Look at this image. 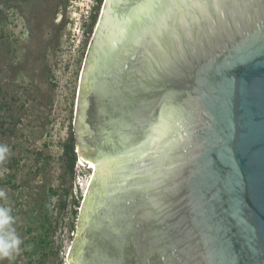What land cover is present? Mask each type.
I'll use <instances>...</instances> for the list:
<instances>
[{"label":"water","instance_id":"95a60500","mask_svg":"<svg viewBox=\"0 0 264 264\" xmlns=\"http://www.w3.org/2000/svg\"><path fill=\"white\" fill-rule=\"evenodd\" d=\"M92 94L138 108L88 153ZM76 129L94 177L67 264L98 232L117 254L94 264H264V0H105Z\"/></svg>","mask_w":264,"mask_h":264},{"label":"rangeland","instance_id":"374dc122","mask_svg":"<svg viewBox=\"0 0 264 264\" xmlns=\"http://www.w3.org/2000/svg\"><path fill=\"white\" fill-rule=\"evenodd\" d=\"M98 0H0V208L22 244L0 264H67L84 199L65 145ZM76 162L78 160L75 146ZM76 165V163H75Z\"/></svg>","mask_w":264,"mask_h":264},{"label":"flooded vegetation","instance_id":"af4514ba","mask_svg":"<svg viewBox=\"0 0 264 264\" xmlns=\"http://www.w3.org/2000/svg\"><path fill=\"white\" fill-rule=\"evenodd\" d=\"M137 108V105L132 103L123 107L118 100L114 101L110 98H104L96 94H92L86 112L87 116L85 118L87 132L84 137L85 142L89 147V151L87 150L88 153H90L91 149L94 147L101 135L111 128L110 125L112 120H118L125 114L136 112ZM71 141L82 151L84 150V147H80L79 145L77 129ZM99 254H105L110 257L116 256L117 254V248L106 239V235L103 234V232L91 235L90 246L87 250V261L90 264H94L93 261Z\"/></svg>","mask_w":264,"mask_h":264},{"label":"clouds","instance_id":"9594fccd","mask_svg":"<svg viewBox=\"0 0 264 264\" xmlns=\"http://www.w3.org/2000/svg\"><path fill=\"white\" fill-rule=\"evenodd\" d=\"M6 152L5 147H0V159L4 158ZM11 220L8 210L0 208V260L12 258L14 253L19 252L22 244L20 238L8 227Z\"/></svg>","mask_w":264,"mask_h":264},{"label":"built area","instance_id":"2783aa9c","mask_svg":"<svg viewBox=\"0 0 264 264\" xmlns=\"http://www.w3.org/2000/svg\"><path fill=\"white\" fill-rule=\"evenodd\" d=\"M93 177H94L93 171L91 173H88V172H83L81 170L79 159H78L75 165V176L73 179L75 192L77 196H80L83 199H85L88 189L90 187V184L93 180Z\"/></svg>","mask_w":264,"mask_h":264},{"label":"trees","instance_id":"16d2710c","mask_svg":"<svg viewBox=\"0 0 264 264\" xmlns=\"http://www.w3.org/2000/svg\"><path fill=\"white\" fill-rule=\"evenodd\" d=\"M105 0H98V6L96 8L95 13L93 14V20L94 22L98 20V12L100 8L103 6ZM65 149V154L68 159V169L73 172L75 163H76V153H75V145L71 142L67 143L64 147ZM63 263V260H61V264Z\"/></svg>","mask_w":264,"mask_h":264}]
</instances>
